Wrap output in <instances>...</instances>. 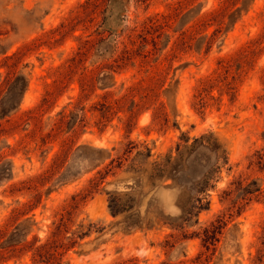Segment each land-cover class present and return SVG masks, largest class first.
Wrapping results in <instances>:
<instances>
[{"label":"rangeland","instance_id":"rangeland-1","mask_svg":"<svg viewBox=\"0 0 264 264\" xmlns=\"http://www.w3.org/2000/svg\"><path fill=\"white\" fill-rule=\"evenodd\" d=\"M157 14L166 26L144 28ZM263 27L264 0H0V228L71 247L0 249V264H264V43L220 104L193 98ZM155 75L160 119L145 106L96 126V102Z\"/></svg>","mask_w":264,"mask_h":264},{"label":"trees","instance_id":"trees-1","mask_svg":"<svg viewBox=\"0 0 264 264\" xmlns=\"http://www.w3.org/2000/svg\"><path fill=\"white\" fill-rule=\"evenodd\" d=\"M233 8H230L228 10V20L231 22V19L233 16L236 15L237 11L232 10ZM221 12L219 11H213L210 13L211 16L217 18ZM212 17V18H213ZM169 16L165 15H155L154 17L150 18L148 22H144V28L146 29H152V28H159L162 29L163 26H166V24L169 21ZM224 19V15H223ZM210 21V20H209ZM215 21V20H214ZM236 21H233V24H235ZM224 24L223 20L218 22V28L221 29L222 25ZM212 25V24H208ZM136 28V27H135ZM220 32V30H219ZM215 39H213L214 41ZM212 43V42H211ZM264 43V27L263 32L260 34V36L253 42V46H247L245 49L240 50L237 54L236 58H223L218 61V69L214 70L213 73L209 76H206L204 79L200 80L196 89L195 94L193 95L194 98V106H197L199 109H205L208 107V103L210 101L216 102L217 104H220L223 100L224 95H230L233 93V84L234 82L240 78L242 75L246 73L244 71V66H242V63H244L248 56L254 52L257 46H260ZM77 55L79 52L76 53ZM14 55V54H13ZM12 55V56H13ZM139 57H141L143 60H141V63L139 67H143V61L149 58L150 51H142L140 54H138ZM12 56H7L6 58H11ZM76 56L72 57L70 60L67 61V65H64L58 69L64 70V72H69L72 68V64L75 63ZM129 63L135 65L134 58H128ZM235 66L234 70L235 75H232V81H228V76ZM220 70V71H219ZM80 75L83 77V83L80 86V96H84L85 92L88 89V81H94V77L91 75L90 78H87L89 75L86 73V68H83ZM264 78V76H263ZM158 81V75L152 76L148 79H141L137 83L133 84L132 86L128 87L126 89L125 94L118 98H107L105 97L102 101L96 102L90 109L92 113L97 114V121L96 126L97 127H104L106 123L109 121V117L116 115L118 113H126L129 115V118L133 117L134 112L137 110H140L141 108H144L145 111H149L150 109L153 110L152 114V121H156L161 118L160 108L164 106L162 101H160V92L159 90L163 88L164 85H161L159 90H157V95L155 96V85ZM55 83V82H54ZM27 86V84L24 85V89ZM95 91V89H93ZM167 90H164L165 93ZM213 91H217L218 95L217 97H214L212 95ZM71 103H69L67 106H65L60 112H58L55 115V118L58 117V122H55L54 125H57V123H70V120L73 117V113L70 111L69 114H66V109L69 107ZM82 121V120H81ZM154 168L159 169L158 165L154 163ZM92 182V181H91ZM92 184V183H91ZM95 187V183L92 184L91 189ZM27 189V190H25ZM29 188H21L18 191H30ZM81 193L73 196L72 200L75 201L74 203H78L79 201L86 198L85 197H79ZM116 203V202H115ZM114 205V204H113ZM70 205H65L61 208L60 212L57 213V215L60 216V222L64 223L66 215L69 214L68 208ZM61 226V224L59 225ZM18 230L14 228L11 233H9V228L7 226L0 228V245H4L3 247H0L1 251L6 252H12V253H21V254H27L31 253L32 258H40V262H50L53 260H56L57 257L64 255L71 247L66 246L65 244L61 243L59 245H52V243H48V241L41 243L40 240H34L32 242H29L26 240V237L24 239H21L20 241H15L14 237L16 236ZM67 232H65L66 234ZM10 234V235H9ZM9 236V237H8ZM58 237L59 235L57 233H52V238ZM8 237V238H7ZM64 240L65 237H62ZM75 243V242H74ZM73 247V246H72Z\"/></svg>","mask_w":264,"mask_h":264}]
</instances>
